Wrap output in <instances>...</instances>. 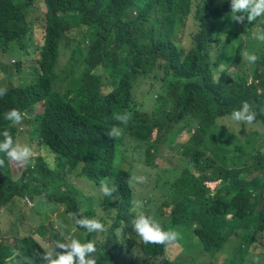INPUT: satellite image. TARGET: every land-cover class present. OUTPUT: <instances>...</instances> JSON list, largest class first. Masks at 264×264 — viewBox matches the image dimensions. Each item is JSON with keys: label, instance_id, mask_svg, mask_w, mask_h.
<instances>
[{"label": "trees", "instance_id": "trees-1", "mask_svg": "<svg viewBox=\"0 0 264 264\" xmlns=\"http://www.w3.org/2000/svg\"><path fill=\"white\" fill-rule=\"evenodd\" d=\"M229 11V0H0V65L8 67L4 58L17 51L37 65L29 85L0 81L6 90L0 130L17 140L18 125L30 123L32 152L45 146L58 162L51 168L38 156L15 174L0 153V264H44L42 248L18 228V216L25 217L18 203L25 198L62 205L68 216L98 218L102 232L73 227L70 216L67 229L94 242L96 264H243L264 246V41L250 36L264 32V14L245 20V39L235 47L239 36L224 33L235 23ZM38 27L36 59L30 48ZM69 47L60 70L61 50ZM245 51L257 60L247 62ZM153 83L160 84L157 92L150 91ZM140 88L156 96L150 111L136 100ZM241 102L255 113L251 123L231 119ZM12 108L23 114L19 123L3 119ZM113 128L119 134L108 136ZM132 142L147 166L158 158L170 165L162 152L179 144L177 166H154L147 197L135 190L134 166L124 162ZM74 176L94 193L85 195ZM102 184L113 189L108 196ZM137 211L178 236L141 241L131 228ZM6 237H14L13 245ZM196 237L203 251L196 258L189 252L191 262L165 256L171 242L187 252ZM257 264H264V254Z\"/></svg>", "mask_w": 264, "mask_h": 264}, {"label": "rangeland", "instance_id": "rangeland-1", "mask_svg": "<svg viewBox=\"0 0 264 264\" xmlns=\"http://www.w3.org/2000/svg\"><path fill=\"white\" fill-rule=\"evenodd\" d=\"M226 2H228V0H226ZM40 16L42 17V14L40 11H37ZM246 20V19H245ZM245 20L237 23L235 22L233 27L231 26H227V28L225 29L224 33L227 34L229 31H233L234 36H239L238 42L235 43V47L237 44H239L242 39H245V33L243 32V29L246 28V24H245ZM239 26H242V28L240 29L239 32ZM160 27V26H159ZM147 29V26H143L140 28V34H142L143 32H145ZM188 29L185 30V33H187ZM258 31H262L261 29H259ZM257 32V31H256ZM233 36V40L235 41V37ZM42 37H41V31L39 29V27L36 29H34V40H33V47L32 49L30 48V51H33V49H37V47L39 46V43L41 41ZM187 38L184 36H181V40L180 43L183 45H187ZM20 50V49H19ZM71 47L69 48H65L61 50V54H60V62H59V69L60 70H64L65 65L67 64L68 60L70 59V55H71ZM21 53V51H17V54L14 57H5L4 58V63L5 64H10L8 67H6L5 65H0L1 67V72H0V81L3 82L4 85L7 84L8 79H10V81L14 82L16 85H29L31 83H33L35 81V72H34V68L37 66L36 62H32L30 61V59L28 58V56H22L19 55ZM34 53V51H33ZM35 57L37 59L36 53ZM21 68H18V65H21ZM228 69L229 72H233V68L225 66ZM64 68V69H63ZM36 69V68H35ZM160 86L159 83H153V85H151V92H157L158 87ZM141 88L139 90H137V96H136V100L140 103H143V108L147 109L148 111L152 110L153 108V103H155V95H152L151 93L149 94L150 98L147 97V95L143 92L140 91ZM145 95V96H144ZM37 108H41L40 106H38ZM29 114L25 115V121H27L29 119ZM262 115H259V118L262 119ZM263 123V122H262ZM264 125V123H263ZM19 127V131H20V135L18 137L17 140L20 143H26L28 144L29 142V132H30V128H31V124L26 122L24 123V125H18ZM263 129V128H262ZM262 129L260 132H262ZM36 135V134H35ZM38 135H36L35 137H37ZM187 136L186 133H182L181 134V138L185 139ZM170 141V137L167 138L166 142L168 145V142ZM36 147H40L37 144V141L35 142ZM170 145V149H162L161 151L164 150H168V151H164V153L162 152V155H167V159H168V164H166L165 162L162 161V159L158 158L155 160V165L154 166H158V168L161 169H166L168 167H175L178 165V156H177V149L176 147H178V142H172V144ZM229 147V146H227ZM135 144L134 142H132V144H130L129 146H127L128 152L126 150H124L125 155L127 156L126 159L124 160V162L126 164H131L134 166V170H133V175L136 179V182L134 184L135 190H139L138 194L139 195H146V197L148 196V191L153 190L154 188H149V183L153 184V176L156 175V169L154 168V166H147L144 162V157H142V154L139 151H135ZM219 148H222V145L219 144ZM220 151V150H219ZM128 155H133L132 157L128 156ZM213 155V153L211 154ZM38 156H41L42 159H44V161L46 162V164L51 167V168H57L58 167V162L55 158V156L53 155V153H51L49 151L48 148H46L45 146H41L40 149L35 150V152L32 154V157L29 159V161L25 164H19L15 161L11 160V168L12 166L14 167L13 173L15 174H20L21 170H23L27 165L34 163L36 161V158ZM170 179V177L168 179H164L163 180V185L168 183V180ZM73 181L76 183V186L78 188H80V190L82 192H84L85 195H91L94 193V191L90 190V187L88 186V184H86L85 182H82L80 177L74 176L73 177ZM161 183V184H162ZM161 186V185H160ZM96 194V192H95ZM98 196V194L96 195ZM37 199L39 197H36ZM18 212L22 213L25 215L24 218H21L18 216V222H19V226L18 228L23 230L22 233V237L26 236V235H30L35 242H37L39 244V246L42 248L43 251L48 250V248L52 247L53 249H55V242L57 240L62 239L59 235H58V229H59V225L63 224L64 225V230L65 232H71L74 233V231L72 230V226H70V231L67 230L69 228L70 225V220H69V216L67 215V213L64 210V207L62 205L59 204H46L45 202H43L41 199L40 200H30L29 198H25L23 200H21L18 203V208H17ZM14 211V214L16 213V211ZM158 220V219H156ZM43 227V230L47 231L45 236L40 235V233H38L37 229ZM57 236H55L54 235ZM177 236L179 231H176ZM5 241L9 242L11 245H13L14 243V237H6ZM186 251V250H185ZM183 250V248L181 247H173V242H171V244L169 245L168 249L164 252L165 256L172 261H187V262H191V258L189 255L190 253H193L195 258L197 256H199V253H201L203 251L202 246H201V242L199 238H194L191 241V245L188 247V251L185 252ZM261 254H264V246L260 247V248H256V250L251 254L245 257L244 259V263L243 264H257L258 263V259L260 257ZM220 262H222V260H220ZM196 264V263H194Z\"/></svg>", "mask_w": 264, "mask_h": 264}, {"label": "clouds", "instance_id": "clouds-1", "mask_svg": "<svg viewBox=\"0 0 264 264\" xmlns=\"http://www.w3.org/2000/svg\"><path fill=\"white\" fill-rule=\"evenodd\" d=\"M229 20L237 23L247 20L253 22L257 17L264 14V0H229ZM131 21V20H130ZM250 36L258 41H264V32L257 31L250 33ZM244 59L249 63H254L257 60L255 52L245 51ZM6 90L0 88V96ZM3 119L19 123L23 114L15 109H9L3 114ZM231 119L236 122L251 123L255 117V113L250 110L247 102H241L238 108H235L230 113ZM121 122L127 120L126 115L118 117ZM116 128L110 129L107 132L108 136L118 135ZM0 153L19 164H25L32 157V148L26 143L15 141L9 134L7 129L0 130ZM100 191L108 196L112 188L107 185H101ZM136 207H140V202H136ZM73 227H81L88 232H102L104 225L96 217L81 216L76 218L73 213H69ZM131 228L134 233L145 243H163L172 241L176 238L177 233L172 229H162L159 222L150 215H145L142 211H137L131 219ZM58 235L62 238L55 242V246L64 251H55L52 247L42 252V260L44 264H96L94 253L96 252L95 244L92 240L81 241L71 232H65L64 225L60 224Z\"/></svg>", "mask_w": 264, "mask_h": 264}]
</instances>
